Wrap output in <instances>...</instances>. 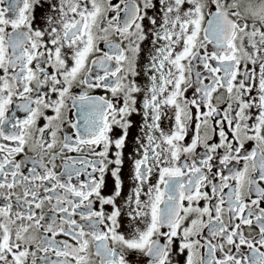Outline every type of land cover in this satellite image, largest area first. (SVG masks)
Instances as JSON below:
<instances>
[{"label":"snow or ice","instance_id":"obj_1","mask_svg":"<svg viewBox=\"0 0 264 264\" xmlns=\"http://www.w3.org/2000/svg\"><path fill=\"white\" fill-rule=\"evenodd\" d=\"M0 264H264V0H0Z\"/></svg>","mask_w":264,"mask_h":264},{"label":"flooded vegetation","instance_id":"obj_2","mask_svg":"<svg viewBox=\"0 0 264 264\" xmlns=\"http://www.w3.org/2000/svg\"><path fill=\"white\" fill-rule=\"evenodd\" d=\"M125 173H127V169H125Z\"/></svg>","mask_w":264,"mask_h":264}]
</instances>
